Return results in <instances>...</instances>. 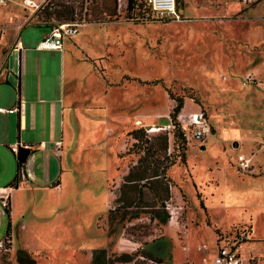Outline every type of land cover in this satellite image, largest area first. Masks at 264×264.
I'll use <instances>...</instances> for the list:
<instances>
[{
  "label": "rangeland",
  "instance_id": "obj_1",
  "mask_svg": "<svg viewBox=\"0 0 264 264\" xmlns=\"http://www.w3.org/2000/svg\"><path fill=\"white\" fill-rule=\"evenodd\" d=\"M14 1L24 7L23 0ZM177 2L184 13L206 10L207 14H186L190 19L184 17L181 23H138L124 12L100 18L115 0H44L34 13L24 8L23 24L50 27L71 17L81 20L86 14L88 25L73 41L84 33L87 45L96 46L98 52L107 48L108 69L100 60L92 69L110 86V98L119 105L120 114L111 109L110 116L127 123L140 121L143 140L156 143L166 135L168 147L165 153L148 156L140 149L145 143L134 147L136 141H131L127 130L125 162H121L110 157L108 139L99 134L91 156L85 159L82 154L76 165L72 162L74 171L67 173L71 180L65 177L61 190L27 192L25 211L15 219L19 231L15 238L10 235L9 243H0V264H19L18 251L35 264H90L93 250L106 246L109 264H214L224 240L236 243L242 264H264V20L256 19V14L247 18V9L235 0H227L236 6L235 12L219 17L215 13L224 1ZM46 30L27 25L19 40L39 42ZM5 66L7 72L17 70L13 57L6 59ZM81 67L79 73L88 76ZM48 69L44 77L57 84L54 67ZM12 73L13 82L5 85L15 93ZM246 75L253 78L251 83L245 82ZM179 99L186 111L188 105L199 106L208 117L214 134L204 144H187L179 137L172 118ZM139 102L151 108L154 122L146 121L149 113L130 122L135 112L132 109L128 115V111ZM149 129L155 131L148 134ZM125 139L120 137L119 144ZM239 155L254 156L252 172L238 170ZM140 157L148 158V163L160 157L161 168L175 162L163 180L170 197L156 199L152 186L144 182L125 184L131 171L134 177L143 173ZM123 169L125 176L119 181ZM213 186L216 193L210 190ZM119 196L121 203L116 202ZM156 217H167V223ZM22 224L26 231L20 230ZM2 226L0 239L6 218Z\"/></svg>",
  "mask_w": 264,
  "mask_h": 264
},
{
  "label": "crops",
  "instance_id": "obj_2",
  "mask_svg": "<svg viewBox=\"0 0 264 264\" xmlns=\"http://www.w3.org/2000/svg\"><path fill=\"white\" fill-rule=\"evenodd\" d=\"M7 1L9 5L6 4V0L4 4H0V233L3 228V220L6 218L5 202L9 198L10 217L9 220L7 218L6 220L7 226L10 224V235L15 238L14 236L19 231L18 225H15L17 221L15 219L19 217L17 215L23 214L25 211L23 198L28 191L50 190L49 192H55L61 190L64 187L65 177L68 178L69 174L74 171L72 162L76 165L82 154L85 159L91 156L93 144L99 134L108 139L106 145L111 147L110 157L125 162L127 130L129 135L132 131L141 129L143 124L140 121L127 123V120L121 121L119 117L117 119L115 116H110L111 109L117 111L118 115L120 114V111L117 110L119 105L110 98V86L101 76L94 74L92 69L93 63L99 62V60L102 61V68L108 69L110 61L108 62L105 58L110 56L108 57L107 48L98 52L99 49H94L96 46L87 45L83 40L84 33L82 34L83 38L73 41L75 37L79 36L80 29L86 28L87 22L80 27L77 36L63 41L62 51H38L36 50L38 39L24 44L19 40L20 32L27 25L43 26L48 29L42 33L40 39H43L53 26L38 22V24H23L26 12L21 1ZM32 1L42 3L44 0ZM221 1H224L225 4L215 13L217 17L223 16L225 12L227 14L235 12L237 9L236 6L228 5L227 0ZM235 1L239 5L242 4L238 0ZM115 2L109 9V13H100L101 17H99L121 16L122 13H118L117 10V0ZM260 5L253 7L243 5L247 9L244 15L248 18V16L256 14V19L264 20L262 18L264 6L260 7ZM258 7L261 9L260 13L256 11ZM179 11H182L183 17L187 19L190 17L186 14H207L206 10H203V13H199L201 10H188L189 13H184L182 9ZM85 18L86 14L82 19L86 21ZM200 22L205 24L208 21L201 20ZM93 24L97 27L105 25ZM17 41L21 42L23 49L18 60V55L13 51ZM66 41L73 43L68 44ZM8 57L14 58V65H17L19 71L18 76H16V71L14 73L7 72L5 62ZM51 65L54 67L55 77L58 78L57 84L56 82L51 83L52 81L43 75L49 71L48 67ZM81 66L84 67L88 76L83 77L79 73V70L83 69ZM10 73L16 79L15 93L5 85L13 82L10 79ZM81 81L86 83L83 84ZM118 88L116 89L118 90ZM19 104H22L20 111L11 113L10 110L17 108ZM146 107V105L143 107V103L140 102L137 106L132 107L128 111V115L131 114L132 109L135 114L129 118L130 122L135 119L141 120V117L147 113L150 116L145 120L154 122L155 117L152 115L151 108L147 110ZM187 108V111L190 112L201 109L199 106L192 107L191 105H188ZM127 124H130L128 128ZM211 128V135H213L212 125ZM120 137L125 139L122 145L119 144ZM116 141L118 146L115 148ZM131 141L134 140L131 138ZM18 142L22 143L23 148L30 150V155L22 164L23 174L20 173L18 163L9 150V145ZM55 143H60L58 153ZM112 154L113 156H111ZM124 169L120 173L119 181L120 177L125 176ZM71 176L69 180H71ZM210 190L216 193L218 188L213 186ZM20 230L26 231L27 226L22 224ZM4 233L5 238L6 230ZM4 238L0 239V243Z\"/></svg>",
  "mask_w": 264,
  "mask_h": 264
},
{
  "label": "built area",
  "instance_id": "obj_3",
  "mask_svg": "<svg viewBox=\"0 0 264 264\" xmlns=\"http://www.w3.org/2000/svg\"><path fill=\"white\" fill-rule=\"evenodd\" d=\"M136 5L134 6V13H130V20L133 22L143 23V22H159V23H169L176 22L181 23L186 19L183 17V14L177 8L176 0H134ZM245 7H253L259 4L264 6V0H238ZM0 4H4V0H0ZM23 5L25 8L31 10L32 13L42 8V3H35L32 0H23ZM126 7V0H117V10L118 13H123ZM132 11V12H133ZM84 17V15H83ZM264 19V14H263ZM84 19H74L70 22H62L54 25L48 35H46L41 41L36 45V50L38 51H62L63 41L66 39H72L79 34V29L84 25ZM22 44L20 41H17L13 47V51L18 55L17 60L22 51ZM19 66V65H18ZM19 75V71L16 70V76ZM252 77L246 75L245 82L251 83ZM192 100V99H190ZM193 101V100H192ZM194 102V101H193ZM22 104H19L17 108L10 110L11 113H17L20 111ZM179 113L176 116V122L180 132L188 141H198L202 143L212 134L211 125L208 122V118L205 112L201 109L190 112L186 111L184 108L180 109ZM166 129H170V126H167ZM154 129H149L146 131L148 134H151ZM164 130V129H162ZM60 143H55L56 152L58 153ZM19 148H23L22 143H13L9 145V150L13 155H17ZM261 148L264 155V140L261 143ZM253 155L244 156L239 155L236 159V165L238 170L250 173L254 167L253 164ZM22 164L20 168V173L22 172ZM169 188L171 186L169 184ZM170 203H166L165 209L169 211ZM114 210L115 208H109ZM181 207L178 208L180 210ZM170 214H173L170 212ZM173 219V216H171ZM222 246H218V253L214 258V264H242V258L239 253L236 243H229L226 240L223 241Z\"/></svg>",
  "mask_w": 264,
  "mask_h": 264
},
{
  "label": "trees",
  "instance_id": "obj_4",
  "mask_svg": "<svg viewBox=\"0 0 264 264\" xmlns=\"http://www.w3.org/2000/svg\"><path fill=\"white\" fill-rule=\"evenodd\" d=\"M136 5V2L134 0H126V7L124 9V13L128 16L130 20V13H134V6ZM133 11V12H132ZM71 13V11H70ZM72 15V14H71ZM74 18L71 17L69 21H73ZM182 100L179 99L177 102L176 107L172 111V118L175 119L177 114L179 113L180 109L182 108ZM129 136L136 141V143L133 144L134 147L140 148L142 143H145V147L140 148L142 150V153L152 156L153 154H157V152H163L167 150L168 147V137L164 135L162 138H160L159 142L152 143L147 140H143L144 135L142 134V129L139 130H134L131 133H129ZM179 137H181V140L183 142H187V144H190L191 141H188L182 133H179ZM173 138L175 139V135H173ZM158 140V139H157ZM147 156V157H148ZM148 159V158H147ZM146 157L139 159V163H145V167L143 168V173L138 175L137 177L133 176L132 171L124 178L125 184L129 185H134L137 183L144 182V184L151 185V191L153 193V196L156 199H162L163 197H170V192L168 190V187L165 183H163V180H165V171L167 168L171 167L174 165V161H172L168 166H164L161 168V162H160V157H157L156 160L151 161L148 163ZM180 161L184 163V156L181 155L179 156ZM151 166V167H149ZM18 168H21V165L18 164ZM135 168V167H134ZM150 171L149 174L146 172ZM18 177V176H17ZM164 184V185H163ZM116 202L121 203L122 198L119 196V198L116 200ZM128 204H131L128 203ZM4 212L7 220H9L10 217V204H9V198L5 202L4 206ZM162 224L167 223V217H156ZM9 243L10 242V224H8L7 229H6V236L3 240V243ZM6 244V243H5ZM126 256V255H122ZM27 255L23 251H18L16 255V260L19 264H35L33 259H28L27 260ZM147 257H150L147 255ZM152 260V257H150ZM110 259L108 257L106 249H95L92 252V257L90 260V264H109Z\"/></svg>",
  "mask_w": 264,
  "mask_h": 264
},
{
  "label": "water",
  "instance_id": "obj_5",
  "mask_svg": "<svg viewBox=\"0 0 264 264\" xmlns=\"http://www.w3.org/2000/svg\"><path fill=\"white\" fill-rule=\"evenodd\" d=\"M176 3H177L178 10L179 9L181 10L182 9L181 8V4L178 3L177 0H176ZM180 13L183 14L182 11H180ZM29 155H30V150L25 149V148H19V151H18V153L16 155V161H17V163L20 164V165L21 164H24L26 162V160H27V158H28Z\"/></svg>",
  "mask_w": 264,
  "mask_h": 264
},
{
  "label": "bare ground",
  "instance_id": "obj_6",
  "mask_svg": "<svg viewBox=\"0 0 264 264\" xmlns=\"http://www.w3.org/2000/svg\"><path fill=\"white\" fill-rule=\"evenodd\" d=\"M152 131H155V129H154V130H152Z\"/></svg>",
  "mask_w": 264,
  "mask_h": 264
}]
</instances>
